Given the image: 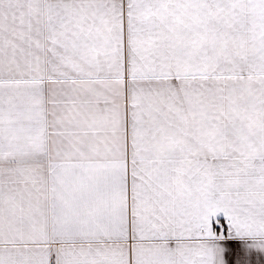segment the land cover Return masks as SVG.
I'll return each mask as SVG.
<instances>
[{
    "label": "snow or ice",
    "instance_id": "1",
    "mask_svg": "<svg viewBox=\"0 0 264 264\" xmlns=\"http://www.w3.org/2000/svg\"><path fill=\"white\" fill-rule=\"evenodd\" d=\"M0 264H264V0H0Z\"/></svg>",
    "mask_w": 264,
    "mask_h": 264
}]
</instances>
